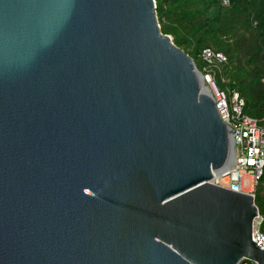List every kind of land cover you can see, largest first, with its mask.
Segmentation results:
<instances>
[{
  "label": "water",
  "instance_id": "water-1",
  "mask_svg": "<svg viewBox=\"0 0 264 264\" xmlns=\"http://www.w3.org/2000/svg\"><path fill=\"white\" fill-rule=\"evenodd\" d=\"M155 0H0V264H264L233 142Z\"/></svg>",
  "mask_w": 264,
  "mask_h": 264
},
{
  "label": "trees",
  "instance_id": "trees-1",
  "mask_svg": "<svg viewBox=\"0 0 264 264\" xmlns=\"http://www.w3.org/2000/svg\"><path fill=\"white\" fill-rule=\"evenodd\" d=\"M160 32L186 53L199 70L202 51L225 57L212 70L220 90H236L243 113L264 126V0H155ZM218 87V86H217ZM264 217V169L254 191ZM250 263L248 261H243Z\"/></svg>",
  "mask_w": 264,
  "mask_h": 264
},
{
  "label": "built area",
  "instance_id": "built-area-1",
  "mask_svg": "<svg viewBox=\"0 0 264 264\" xmlns=\"http://www.w3.org/2000/svg\"><path fill=\"white\" fill-rule=\"evenodd\" d=\"M202 60L207 64L202 71L203 89L212 96L221 120L227 125L233 142V160L226 169L213 174L211 182L233 192L254 195L255 187L264 169V126L243 113L244 101L236 90H228V95L215 83L212 66L225 62V57L209 49L202 51ZM264 83V77L262 79ZM248 187L245 188V179ZM252 242L264 248V217L257 212L253 219ZM254 264V263H242Z\"/></svg>",
  "mask_w": 264,
  "mask_h": 264
},
{
  "label": "rangeland",
  "instance_id": "rangeland-1",
  "mask_svg": "<svg viewBox=\"0 0 264 264\" xmlns=\"http://www.w3.org/2000/svg\"><path fill=\"white\" fill-rule=\"evenodd\" d=\"M202 69H203V68L199 69V71H202ZM215 83H216V85H217L218 88H219V84H221L220 78H218V77H217V79L215 78ZM223 91L228 95V90H227V89H224ZM244 187H245V188L248 187V179H247V178L245 179Z\"/></svg>",
  "mask_w": 264,
  "mask_h": 264
}]
</instances>
